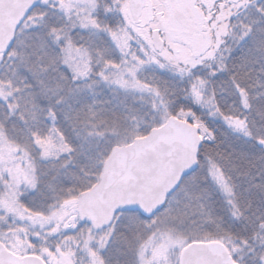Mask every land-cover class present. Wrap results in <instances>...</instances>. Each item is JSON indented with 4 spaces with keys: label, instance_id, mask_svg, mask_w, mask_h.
Masks as SVG:
<instances>
[{
    "label": "snow or ice",
    "instance_id": "6c2138e0",
    "mask_svg": "<svg viewBox=\"0 0 264 264\" xmlns=\"http://www.w3.org/2000/svg\"><path fill=\"white\" fill-rule=\"evenodd\" d=\"M173 7L0 0V264H264V0Z\"/></svg>",
    "mask_w": 264,
    "mask_h": 264
},
{
    "label": "rangeland",
    "instance_id": "374dc122",
    "mask_svg": "<svg viewBox=\"0 0 264 264\" xmlns=\"http://www.w3.org/2000/svg\"><path fill=\"white\" fill-rule=\"evenodd\" d=\"M176 5H183L184 7H173L169 10L170 15H174L175 11L177 10H184L188 13L193 19L196 18V10L192 9L191 7H187L191 3V0H174Z\"/></svg>",
    "mask_w": 264,
    "mask_h": 264
},
{
    "label": "water",
    "instance_id": "95a60500",
    "mask_svg": "<svg viewBox=\"0 0 264 264\" xmlns=\"http://www.w3.org/2000/svg\"><path fill=\"white\" fill-rule=\"evenodd\" d=\"M14 13H15L14 9L12 11H10L9 13H7L8 18L11 19L13 17Z\"/></svg>",
    "mask_w": 264,
    "mask_h": 264
},
{
    "label": "flooded vegetation",
    "instance_id": "af4514ba",
    "mask_svg": "<svg viewBox=\"0 0 264 264\" xmlns=\"http://www.w3.org/2000/svg\"><path fill=\"white\" fill-rule=\"evenodd\" d=\"M177 11H182V12H184L185 14H187L188 15V13L187 12H185L184 10H177ZM176 12V11H175ZM175 14V13H174Z\"/></svg>",
    "mask_w": 264,
    "mask_h": 264
}]
</instances>
